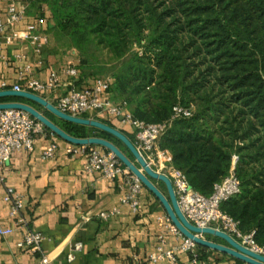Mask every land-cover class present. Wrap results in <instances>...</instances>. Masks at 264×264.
<instances>
[{"label":"trees","instance_id":"obj_1","mask_svg":"<svg viewBox=\"0 0 264 264\" xmlns=\"http://www.w3.org/2000/svg\"><path fill=\"white\" fill-rule=\"evenodd\" d=\"M27 3L28 14L36 16L42 30L88 57L83 67L96 62L95 51L108 57L104 63L125 61L114 75L111 92L114 100L128 103L135 119L167 122L173 120L175 106L193 109L192 116L174 119L160 138V148L172 154L168 174L182 171L194 189L210 195L238 156L242 190L222 209L240 222L242 232L254 231L256 241L264 245V0ZM43 6L49 8L53 24ZM81 67L77 84L86 81ZM0 101L30 103L21 97ZM47 114L69 134L109 139L135 161L115 136ZM121 130L135 142L134 133ZM207 249L198 245L203 261Z\"/></svg>","mask_w":264,"mask_h":264},{"label":"built area","instance_id":"obj_2","mask_svg":"<svg viewBox=\"0 0 264 264\" xmlns=\"http://www.w3.org/2000/svg\"><path fill=\"white\" fill-rule=\"evenodd\" d=\"M28 7L18 0H8L4 8H0V69L4 66H14L16 80L10 82L0 78V91L15 90L35 93L52 102L63 85V76L70 80L68 92L57 99L55 104L61 111L76 117L98 119L107 118L118 120L122 129L130 127L135 135V145L148 164L157 172L171 177L177 195L179 206L186 218L194 225L207 228L213 227L231 235L236 241L248 249L264 255V245L255 239V232L241 231L240 222L223 211L224 202L241 193L242 182L236 172L238 156H235L234 166L229 175L221 182L215 184L210 195H205L194 189L186 174L175 171L168 174L167 163L170 160V151L161 149L160 138L172 127V121L180 117L193 115L191 107L177 105L174 107L173 120L161 123H148L135 119L126 101H116L113 98L110 78H97L90 85L79 86L76 82L80 76L77 66L67 65L60 69L49 68L45 78L38 75V71L45 67L42 57L45 48L50 44V37L44 33L37 22L27 23L25 28H19L28 18ZM29 42L33 45L34 59L23 50L10 51L18 44ZM54 133L36 117L21 109L0 110V185L6 186L5 201L11 204V217L16 225L26 228L18 247L34 254L43 253V242L46 236L38 230L29 228L28 220L24 215L25 201L14 187L7 185V178L2 168L12 156L21 151H33L39 138H48ZM91 145L70 144L66 148L67 154L72 158L85 156L87 158L86 170L89 173L101 174L105 178L122 182V195L120 205L102 210L98 217L109 221L121 212V205L128 206L133 212L140 210V196L144 185L121 160L111 151L92 148ZM60 145L53 139L44 151V158L55 156ZM162 226L182 239V241L168 249L166 248L165 234L160 235L161 244L149 256V262L159 263L169 261L170 264H181L178 253L190 254V264H208L199 258L198 244L185 237L173 224L168 215L159 219ZM15 228L0 226V235L13 234ZM82 244L75 246L81 249ZM76 258L75 253L69 254V260ZM48 254H42V264H50Z\"/></svg>","mask_w":264,"mask_h":264},{"label":"crops","instance_id":"obj_3","mask_svg":"<svg viewBox=\"0 0 264 264\" xmlns=\"http://www.w3.org/2000/svg\"><path fill=\"white\" fill-rule=\"evenodd\" d=\"M7 2L8 0H0V8H4ZM35 21L36 18L29 14L19 28H25L27 23ZM53 42L51 40L43 52L45 67L38 71L41 78L47 76L49 68L60 69L72 62L69 52L57 49ZM18 50L27 52L34 59L31 43L18 44L10 49L13 52ZM71 53L76 56V52ZM0 78L14 82V66L3 65ZM62 80L63 85L58 94L52 97L54 103L70 88V80L66 76H63ZM86 82L84 80L78 85H86ZM39 110L47 115L48 110L43 107ZM100 119L110 121L104 117ZM111 121L121 127L118 120ZM123 128L133 133L132 128ZM53 139L58 141L60 148L53 158L46 159L44 151ZM68 145V142L55 135L41 137L33 151L15 153L2 168L7 185L14 187L24 198V215L29 228L41 231L46 236L43 253L49 255L50 264H152L149 262V256L161 244L160 235L165 234V246L168 249L182 241L161 225L159 219L166 216L167 212L145 186L140 196L141 206L138 212L121 205L119 215L109 221L101 220L98 214L102 210L120 205L123 184L101 174L87 172V158L70 157L66 152ZM169 157L171 160V152ZM154 182L167 193L164 182ZM5 196L6 186L0 185V226L13 227L15 231L7 236L0 235V264H42L43 253L34 254L18 247L26 228L16 225L10 215L11 204L5 201ZM204 237L225 243L214 235ZM79 243L82 248L75 250ZM71 253L76 254L73 261L69 260ZM203 253L208 264H247L213 249H207ZM178 257L181 264H190L189 253L179 252ZM154 264L170 263L165 260Z\"/></svg>","mask_w":264,"mask_h":264},{"label":"water","instance_id":"obj_4","mask_svg":"<svg viewBox=\"0 0 264 264\" xmlns=\"http://www.w3.org/2000/svg\"><path fill=\"white\" fill-rule=\"evenodd\" d=\"M7 97H21L40 104L46 110L50 111L59 118L81 125L98 128L121 140L135 157L133 161L124 151H122L114 142L103 137H75L65 131L62 127L52 121L44 112L34 107L30 103L24 102H0V110L4 109H21L29 112L32 116L40 120L52 133L56 134L66 142L76 145H97L102 146L113 152L121 162L135 174L143 185L152 192L164 207L167 215L173 224L183 233V235L199 246L213 249L224 254L230 255L247 264H264V255L256 253L240 244L228 233L213 227L201 228L192 224L183 214L177 199L174 185L171 177L164 173L155 171L142 156L131 138L121 129L112 126L102 120L76 117L61 111L55 104L47 99L28 91L2 90L0 99ZM154 180H160L165 183L167 193L163 192ZM205 235H214L221 238L225 243H219L206 239Z\"/></svg>","mask_w":264,"mask_h":264},{"label":"rangeland","instance_id":"obj_5","mask_svg":"<svg viewBox=\"0 0 264 264\" xmlns=\"http://www.w3.org/2000/svg\"><path fill=\"white\" fill-rule=\"evenodd\" d=\"M18 1L24 5H27V7L30 8V6H28L27 0H18ZM42 11L45 12L46 18L50 20L51 24H53V20H51V12H50L49 8L47 6H43ZM34 12L37 15L40 14L39 9H35ZM32 16L36 18V16H34V15H32ZM48 35L50 37V42H51V40H53L54 41L53 43L55 44V46H57V49H60L61 51H64L67 53L69 52L68 54H69V56H71L72 62L67 64V65L77 66L78 69L81 70L80 67L82 66L83 58L85 59L88 57L87 56L83 57L81 52L77 48L67 45L65 43V40L58 41L56 39V37L53 35V33L48 32ZM71 52H76V56L72 55ZM95 53H96V55H95L94 59L92 60V62H95V61L96 62L92 63V65H87L85 67H83V66L81 67L84 69V72H85L84 76H85V79L87 81L86 85H90L97 78H110L113 80L114 75L123 69V66L125 63V61L116 62V63H104V60L105 59L108 60V57L106 55L101 54L100 52L95 51ZM74 57H76V59H73ZM77 58L79 61H77ZM67 65H65V66H67ZM29 102L31 104H33V101L29 100ZM41 107H43V106L40 105L37 108H41ZM44 110H45V108H44ZM47 116H49V114H47Z\"/></svg>","mask_w":264,"mask_h":264}]
</instances>
